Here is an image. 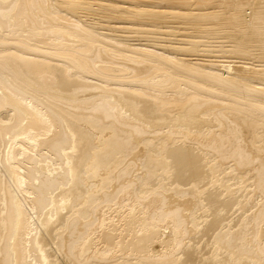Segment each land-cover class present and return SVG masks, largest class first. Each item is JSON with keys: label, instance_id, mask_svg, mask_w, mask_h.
Returning <instances> with one entry per match:
<instances>
[{"label": "bare ground", "instance_id": "obj_1", "mask_svg": "<svg viewBox=\"0 0 264 264\" xmlns=\"http://www.w3.org/2000/svg\"><path fill=\"white\" fill-rule=\"evenodd\" d=\"M0 264H264V0H0Z\"/></svg>", "mask_w": 264, "mask_h": 264}, {"label": "rangeland", "instance_id": "obj_2", "mask_svg": "<svg viewBox=\"0 0 264 264\" xmlns=\"http://www.w3.org/2000/svg\"><path fill=\"white\" fill-rule=\"evenodd\" d=\"M218 176H220V177H223V178H225L224 177V175H223V173L221 174V175H218ZM240 213H244L243 211H237V212H235L233 215H232V217H230L229 218V220H231L232 218H235V219H237L238 218V216L240 215ZM248 213H246V214H244V215H247ZM228 220V221H229ZM200 248L202 249V253L204 254L203 255V258H208V257H210L213 253H212V248H211V245H206V244H202V243H200Z\"/></svg>", "mask_w": 264, "mask_h": 264}]
</instances>
